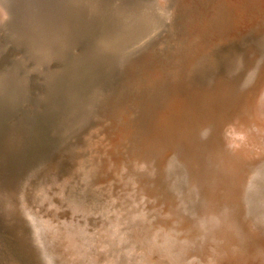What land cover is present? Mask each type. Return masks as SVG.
Masks as SVG:
<instances>
[{
  "label": "bare ground",
  "instance_id": "6f19581e",
  "mask_svg": "<svg viewBox=\"0 0 264 264\" xmlns=\"http://www.w3.org/2000/svg\"><path fill=\"white\" fill-rule=\"evenodd\" d=\"M208 3L213 42L177 37L184 33L176 27V0H0V35L16 46L0 44V101L14 109L25 106L31 82L41 78L51 98L55 147L67 145L72 164L61 176L43 157L28 159L30 131L23 119L15 118L0 134V231L23 263L264 264L263 159H243L250 155L248 122L253 115L264 120V27L245 34L240 48L224 50L219 44L234 37L237 20L224 0ZM238 13L244 17L243 5ZM259 18L252 24L264 20V13ZM11 48L20 54L13 61L5 56ZM151 51L167 81L197 93L195 103L151 128L154 108L167 97L164 83L152 95L156 86L148 85L142 91L157 105L142 108L134 120L128 157L110 159L103 125L96 121L110 95L100 88ZM55 62L59 69H52ZM84 73L91 81L83 80ZM227 158L242 167L232 174ZM154 168L162 169L177 209L164 220L146 204L159 194L138 188L133 178ZM127 171L134 173L124 177ZM100 176L127 182L116 193L113 182ZM235 185L236 212L225 206Z\"/></svg>",
  "mask_w": 264,
  "mask_h": 264
},
{
  "label": "rangeland",
  "instance_id": "374dc122",
  "mask_svg": "<svg viewBox=\"0 0 264 264\" xmlns=\"http://www.w3.org/2000/svg\"><path fill=\"white\" fill-rule=\"evenodd\" d=\"M224 1H225V5L228 7H231V9L233 11L232 15H234L236 20H237V23L235 24V28L238 31L236 29H233L231 32L236 33L234 35V37L229 38L227 40L224 39L225 42L220 43L219 46H221L223 49L226 48V50H228L232 46H235L234 47L235 49L240 48V47H238V46H240V43L242 41H247L246 37H244L245 34H247L248 32H251V29H255V28L258 29L259 27H264V25H263L264 20H262V19L260 21H258L256 25L252 24L254 21L258 20L257 19L258 17H260V18L262 17V15L264 13V0H224ZM205 2H207V0H176V3H177L176 8H175L176 9V16H177L176 27H177L178 32L182 31L184 33V35L177 33V37H189V36H192L193 38H207V37H209L207 41L213 42L214 37H212L211 32L209 33V31H208V29H210L209 25H208V22L210 21V19L208 18V15L211 11L209 9L211 3H208V5H209L208 6L207 4H205ZM240 5H243L245 7L246 13H245L244 17L239 16L238 8H240ZM247 20L250 21V24H249V21H247ZM249 36L250 35H248V38H249ZM228 40H229V42H228ZM228 46H229V48H228ZM217 49L218 50H216L214 52L215 53L214 55H215V57L219 58V56H221L222 53H221V51H219V48H217ZM77 53H79V52L77 51ZM19 55H20L19 52H16L13 48H11L10 50L8 49V51L5 54V56L7 58H9V61H13V60L19 58ZM60 67H61V65L57 62L52 64V69L54 68L56 70V69H59ZM118 75L119 74L115 72V74L113 73L112 75L108 76L107 81L110 83V85L107 82L109 85V86L105 85L107 88L105 86L104 87L102 86V88H100L103 91L106 90L104 94L107 93V95L108 96L110 95V97L107 100L104 107L100 108L101 110L98 109V112L100 113V117H99V119L96 120L97 122L102 123V125H103L102 129H100V133L104 139L103 140L104 143L107 144L105 150L108 153L107 157L110 159L111 158H113V159L114 158L115 159H118V158L126 159L128 157V154L126 156V153H128V149H129V147L127 145L128 141H130V138L132 136V134H130V132L135 133V131H136L135 130L136 127H132V125L135 124L134 120H136L138 118L137 116H138V114H140L141 110H143L142 108H144L146 111H148V110H151V108L155 106L154 104L157 105L156 102L151 101L150 96H147V94L145 95L142 91L146 87H148V85L156 86L151 91V95L153 94V92L160 89L161 86H164L165 91H162V93L165 97H167L166 103L164 104L163 107L158 108V109L154 108L155 111H153V118H152L153 120L150 123L151 128H154V129H155V127H158V125H159L158 122H160V121L162 122V117L164 119H166L168 117H169V119L170 118L171 119L176 118V116H179L180 111L183 108H185L186 106H193L195 103L194 96L197 95V93H194L193 90L189 89L190 87H187L186 85H184L183 82L167 81V78H168L167 73L162 68V65L158 62L157 55H156L155 51H151L149 53L148 52L143 53L137 59H135V61L130 62L126 65V68L123 71L121 78ZM114 83H115V85H114ZM163 83H164V85H161ZM112 85H114V86H112ZM159 85H161V86H159ZM30 89L31 90H29L30 91L29 94H30V98L32 100V103H29L28 107H27V105H25L24 111H27L28 113L31 114V115H29L31 120L32 119L35 120L33 122V124L36 128V131L38 132L39 130L40 131L42 130L41 132L39 131L36 134V136L34 137L35 143L33 145V149L47 148L46 147L47 142H51L53 134L47 132L46 127L39 125L38 122L36 121L37 116H39L43 110V106L39 105L38 107H35V105H34L35 101H39V100L43 101V99L47 95L46 89L42 83L41 78L35 77L34 81H32L30 84ZM158 91H161V90H158ZM147 97H148V99H147ZM119 101H120V103H122L124 101L123 105L119 106ZM133 109L136 111L138 110L137 114H135V118L133 115H130V113H132ZM28 110H30L31 112ZM127 115H129V116L127 117ZM253 117H254V120H251L250 122H248V130L246 131V133L248 134V139H246V144L249 148V149H247L248 150L247 153H250V155L248 157H243V159H247L246 162L255 163L258 161L257 160L258 158H262L263 161L260 164L264 165V120L256 119V117L254 115H253ZM76 138L73 139L74 141L71 140L70 143L74 144L76 141ZM193 142H195V140ZM139 144H141V143L139 142ZM142 144H143V142H142ZM125 146L128 148H125ZM54 147H55V144L53 145V148ZM66 147H67V145H64V146L59 147V148H57V146H56L55 149H53L52 146H50V149L44 153V156H40V157H43L42 158V159H44L43 161H45L48 164L49 163L52 164V165H50L52 170L58 169L57 171L60 172L61 176L64 175L67 172V170L69 169V167H71V165H72V164L69 165L68 161L66 160V157H67V155H66L67 153L65 152ZM250 148H253V149H250ZM116 149L119 152H117ZM125 151H127V152H125ZM109 155H110V157H109ZM38 158L39 157H37V159ZM103 158H105L104 155H103ZM55 163H61V164L59 166L58 165L53 166V164H55ZM240 163L241 162L239 160H234L232 158L226 159V165L231 168L230 172L232 174L235 173L236 171H238L239 168L242 167L239 165ZM126 166L129 167V170H130L129 164L126 163ZM156 170H158V171H156ZM161 170L162 169H160V168H156V169L154 168L152 171H145L146 173H145L144 177H139L137 175L133 176V178L137 181V185L142 187V188L141 187H138V188L146 190V192L148 194L153 195V196L155 195V193H156V195L159 194L157 197H159L160 200H159V198L154 196L152 201L150 199L149 202L146 203L150 209L149 213H151V215L156 216L158 219H163L166 217V215L168 213H172V212L174 213L177 210L175 208V201H173L171 196H170L172 191L169 190L170 189L169 187H167V185L169 186L168 180H166L165 175H163V173L160 172ZM130 172H132V174L134 173L133 171H130ZM130 172L127 171L124 177H126V175ZM132 174L130 173L129 175H132ZM158 175L160 176V178L158 177ZM152 176H153V178H152ZM234 176L235 175H233L232 177H234ZM112 177H114V178L108 179L104 176H100L98 179H104L105 178V179H108V181L111 180V182L110 181L109 182L110 183L113 182L111 184L113 190L116 193L120 192V190L123 189L122 184L126 183L127 179H124L125 181L118 182L117 177H115V176H112ZM112 179H114V180H112ZM164 180H165V182H164ZM108 181H107V183L109 184ZM160 181H162V182H160ZM114 182H116V183H114ZM143 182H145V183H143ZM166 182H167V184H166ZM119 183H120V185H119ZM160 183H161V185L163 183H165V184H163L161 186ZM155 184H156V186H155ZM237 185H238V183H237ZM118 186H121V187H118ZM150 186L152 188L154 187L153 188L154 190L151 189ZM99 187H101V186H99ZM102 187H104V184L102 185ZM149 187H150V189H149ZM149 190H151V191L149 192ZM237 190H238V187L235 185V192L232 194V196L229 200H226L229 202L227 205H225L228 208L232 207L234 212H236L237 208H238L237 211L240 210V208L237 207V205H236V200L238 197ZM161 194H163V195L160 196ZM164 195H165V197H164ZM166 196H168V197H166ZM168 202H170V203H168ZM171 202H173L174 204ZM158 205L161 207H159ZM157 206H158V209L156 208ZM153 211L155 214L153 213ZM156 212H159V213L156 214ZM162 213L163 214L166 213V214L163 215ZM158 216H160V217H158ZM1 233L3 236L0 235V237H1L0 241L2 242V243L0 242V244H1L0 245V248H1L0 249V264H9L10 262H11L10 264H13V263L14 264H22L23 260L21 259L20 255L18 254V252L16 251L14 246L6 238V234L4 232L0 231V234ZM259 236H260V238H259ZM252 238L254 240H258V239H261V235L253 234ZM2 245L4 247H2ZM244 247L246 248V245H244ZM9 250L11 253L9 252ZM241 253H242V251H241ZM11 254H12V256H11ZM14 256H16L17 258ZM10 258L11 259L15 258L17 261H13V259L11 260ZM4 261H5V263H4ZM18 261H19V263H18ZM23 264H25V261Z\"/></svg>",
  "mask_w": 264,
  "mask_h": 264
},
{
  "label": "water",
  "instance_id": "95a60500",
  "mask_svg": "<svg viewBox=\"0 0 264 264\" xmlns=\"http://www.w3.org/2000/svg\"><path fill=\"white\" fill-rule=\"evenodd\" d=\"M4 36L5 35H0V44L6 46L10 42L14 47H16L13 42L9 41V39H7V37L6 36L4 37ZM76 50L79 52V53H77V51H76V54H80L81 50H83V48L79 47ZM96 67H100L101 68V66H96ZM82 68H83V72H84V66L83 65H82ZM83 80L86 81V82L87 81H91L88 78V76L86 75V73H84V75H83ZM105 81L106 80H104V81L103 80H99L96 83L97 84H102ZM44 87H45V85H44ZM47 94H48L47 95L48 99L45 100V102L44 101H40V100L34 102L35 107H38L39 105L43 106V110H42L41 114L39 116H37L36 121L38 122L39 125H41L43 127H46L47 132L53 134L51 142H47V145H48V146L46 145L47 148H41V149H33V145L35 143L34 142V137L36 136V134L39 131L38 132L36 131V128H35V126L33 124L34 121H33V119L32 120L30 119V116H29L30 113H28L27 111H24V106L23 107L19 106L17 109H14V108H10L9 106H7V104L4 103L3 101H0V134H2L3 130H5L11 124V121L14 120L15 118L23 119V121L25 122L28 130L30 131L29 135H30L31 142H29V144H31V147H30V149L28 151V159H35L37 157L44 156V153L47 152L50 149V146L53 147V145L55 143L56 136L52 132V125L53 124H52V122L50 120V113L52 111V106L50 107L51 98H49V91L47 92ZM29 98H30V96H29ZM29 103H32L31 98L26 103V105L29 104Z\"/></svg>",
  "mask_w": 264,
  "mask_h": 264
}]
</instances>
